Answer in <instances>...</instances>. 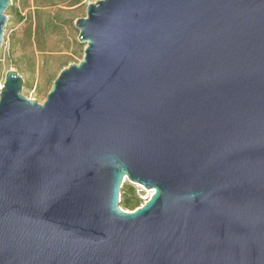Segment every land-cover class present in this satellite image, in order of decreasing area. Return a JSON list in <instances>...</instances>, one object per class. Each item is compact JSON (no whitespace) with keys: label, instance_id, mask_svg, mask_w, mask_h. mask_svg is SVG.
I'll return each instance as SVG.
<instances>
[{"label":"water","instance_id":"obj_1","mask_svg":"<svg viewBox=\"0 0 264 264\" xmlns=\"http://www.w3.org/2000/svg\"><path fill=\"white\" fill-rule=\"evenodd\" d=\"M75 26L44 104L0 83V264H264V0H99Z\"/></svg>","mask_w":264,"mask_h":264},{"label":"trees","instance_id":"obj_2","mask_svg":"<svg viewBox=\"0 0 264 264\" xmlns=\"http://www.w3.org/2000/svg\"><path fill=\"white\" fill-rule=\"evenodd\" d=\"M29 1L12 0V5L9 7V14L13 17V21L16 24L23 23L25 29L23 39L12 40L7 60L20 74L28 73L33 77L38 65H40L43 82L39 88L40 90H47L48 94L58 77V73L75 62L79 63L84 57L86 46L73 36L74 31H76L74 22L80 17L78 14L83 13L81 7L84 0H33L34 11L31 10ZM27 9L29 11L24 15L23 12ZM53 37H59L60 42L53 45L51 43ZM62 42L64 50L57 46ZM18 51H21V55L16 57L15 54ZM64 51L66 53L62 55H55ZM25 58L30 63L28 69L23 60ZM140 200L141 197L139 195L136 197L132 192L122 200V206L133 211L141 205Z\"/></svg>","mask_w":264,"mask_h":264},{"label":"rangeland","instance_id":"obj_3","mask_svg":"<svg viewBox=\"0 0 264 264\" xmlns=\"http://www.w3.org/2000/svg\"><path fill=\"white\" fill-rule=\"evenodd\" d=\"M97 1H99V0H84L83 6L81 7L83 13L78 14L80 16L79 18L86 16V10H87L88 4L95 3ZM29 5H30L31 10L34 11L35 10V4H34L33 0L29 1ZM28 11H29L28 9L25 10L23 12V14L25 15L26 13H28ZM9 13L10 12H9V8H8L5 11V14L7 15L8 20L6 22V28H5V33H4V42L0 48L1 55H2V58L0 59V83H3V81L5 80V75L9 70H16L14 67H12L10 65L11 63H9L7 60V55L10 51V46L12 44V40L13 39L19 40V39L24 38L25 25L23 23L22 24H16L15 21H13V17ZM74 27L76 28L75 24H74ZM78 35H79V30L76 28V31H74V33H73V36L76 37L77 40H78ZM58 42H60L59 37H53L51 39V43H53V45H54V43L57 44ZM57 46L64 50L63 42L58 44ZM64 53H66V52L64 51L62 53L55 54V55H62ZM18 55H21V51H18L15 54L16 57ZM39 59H40V57H39ZM75 59L78 60L77 58H75ZM23 60L25 62V67H27V69H28L30 66L28 59L25 58ZM75 63H78V62H75ZM54 67H56V66H54ZM40 70H41V66L38 65L37 70H36V74L34 75V77L28 73L21 74L23 76L25 82H27V84H24L23 94L30 99L37 100L40 104H44L49 93L47 94V90H40V88H39L40 84H42V82H43L41 79V74H40L41 71ZM59 74H60V72L58 73V75ZM141 191H144V189L142 187H140L136 184L130 183V182H125L123 187L121 188V201L124 198H127L129 196V194L132 192H134L135 196L137 197ZM147 200H148V198H141V200H140L141 205L139 207L143 206L145 204V202H147ZM121 208L125 211H132L130 209H125V207L122 206V202H121Z\"/></svg>","mask_w":264,"mask_h":264}]
</instances>
